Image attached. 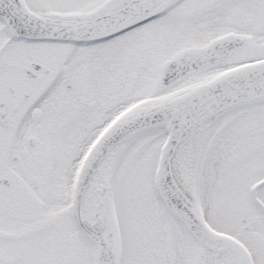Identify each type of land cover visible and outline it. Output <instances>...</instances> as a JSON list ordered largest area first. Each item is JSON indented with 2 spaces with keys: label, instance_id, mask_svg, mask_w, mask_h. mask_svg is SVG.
Returning a JSON list of instances; mask_svg holds the SVG:
<instances>
[{
  "label": "flooded vegetation",
  "instance_id": "obj_1",
  "mask_svg": "<svg viewBox=\"0 0 264 264\" xmlns=\"http://www.w3.org/2000/svg\"><path fill=\"white\" fill-rule=\"evenodd\" d=\"M106 1L0 0V7L19 2L36 16L68 20ZM229 35L244 45L216 68L191 71L168 84L162 81L160 71L167 61ZM252 50L263 52L252 60L264 59V0H176L157 18L89 44L14 40L0 22V264H88L87 241L75 228L70 209L75 189L81 190L74 189L84 160L81 151L117 117L153 111L211 79H199L201 75L250 61L245 56ZM154 135L164 140L161 128L134 140ZM213 136L209 143L217 133ZM135 141L120 145L100 162L81 193L83 222L98 219L103 188L111 186L115 167ZM232 141L242 203L240 230L245 235L240 241L252 264H264V143L257 144L264 142V133L244 140L234 136ZM150 160L145 153L138 171L145 178ZM151 205L157 218L152 214L142 224V236L134 238L131 264H170V251L185 249L177 224L158 202ZM149 210L145 206L144 218Z\"/></svg>",
  "mask_w": 264,
  "mask_h": 264
},
{
  "label": "water",
  "instance_id": "obj_2",
  "mask_svg": "<svg viewBox=\"0 0 264 264\" xmlns=\"http://www.w3.org/2000/svg\"><path fill=\"white\" fill-rule=\"evenodd\" d=\"M172 1L107 0L98 9L68 20L36 16L17 2L12 6L16 12L0 9V21L7 34L16 40L89 43L107 39L148 21L165 10ZM223 40L212 41L208 48L183 54L180 59L170 62L163 68V77L174 75L181 78L188 71L200 72L217 65L233 47L231 41ZM263 101L264 61L231 70L210 83L195 88L190 94L175 99L162 110L133 115L114 123L86 157L87 178L96 171L99 161L115 144L144 129L164 127L167 138L160 151L155 172V194L166 211L198 246V251L208 256V260L198 261V264H251L246 250L238 242L208 228L197 209L191 189H182L175 180L172 163L175 153L184 144V137L191 134L192 141L185 148L192 150L194 141L214 119L233 109ZM80 200L79 195L73 200L72 215L77 228L94 248L93 264H118V236L110 198L104 194L101 200L102 218L96 229L93 226L88 228L79 218ZM213 259L223 262H213Z\"/></svg>",
  "mask_w": 264,
  "mask_h": 264
},
{
  "label": "rangeland",
  "instance_id": "obj_3",
  "mask_svg": "<svg viewBox=\"0 0 264 264\" xmlns=\"http://www.w3.org/2000/svg\"><path fill=\"white\" fill-rule=\"evenodd\" d=\"M252 51L253 52H250L248 56H245L247 60L260 57V55L263 54L262 51ZM243 61L246 60L242 59L239 62H235L233 65H238ZM225 68L226 67H221V73L224 72L223 70H225ZM217 75L211 71L208 75H201L199 79L203 77L210 78ZM262 105H252L251 107H244L243 109L233 110V112L224 114L216 120L217 122L213 123L211 128L210 126L207 128L200 139V144L196 151V169H194L195 180H197L201 171L206 167L205 182L206 192H208V205L205 221L209 222V225L213 227L215 231L231 235L238 240L245 237V235H243L240 230L242 224L239 219L241 217L242 203L239 199V190L237 189V185H235L238 181L239 174L236 170L235 162L232 161L234 154L231 148L233 145L232 139L234 136H237L244 140V138H254V136H260L261 133H264V129H262L264 128V116L260 115L264 113V107L259 109V106ZM234 116L243 117L234 118ZM230 119L231 121L234 119L233 123L224 128L226 130L218 135V138L216 137L214 143H209L208 138L213 129L212 127H214L215 124H219L220 127L223 120ZM219 129H222V126ZM246 132L249 135H244ZM162 141L163 136L159 135H154L152 139L144 138L139 139L137 142L135 141L133 147H131L125 153V157L120 160L113 176L110 196L112 198L114 216H116V225L119 230V246H121L123 264H131L132 262L130 257L136 251L133 249V242L136 241L134 238L136 237L138 239L139 236H142L143 233L141 231L144 230L142 224H146L147 222L145 221L153 217V215L157 218V214L154 212L156 211L155 207L151 205L155 200L152 191L153 177L150 173H152L155 167V153ZM261 143L264 142H258L257 144ZM145 153H147L148 157L151 156V160L148 163L150 171L147 172L146 178L138 172L141 169V163ZM185 162L186 167L191 166L188 160ZM245 164L247 165L248 163ZM251 168L246 169L244 174L251 173ZM253 168H255V166H253ZM256 176L258 175L256 174ZM256 176L250 179L251 182L256 180ZM147 205L151 207L152 211L149 210L148 216L144 218L143 209L145 206L147 207ZM142 218H144V220H142ZM159 234V239L162 240L164 236H166L164 234V229L163 231L161 229ZM185 251L186 250L182 251L181 249L171 250L169 254L172 258V262H170V264H193L194 249L193 251L191 250L193 255L189 253V250ZM87 258L89 260L91 259L89 248Z\"/></svg>",
  "mask_w": 264,
  "mask_h": 264
},
{
  "label": "bare ground",
  "instance_id": "obj_4",
  "mask_svg": "<svg viewBox=\"0 0 264 264\" xmlns=\"http://www.w3.org/2000/svg\"><path fill=\"white\" fill-rule=\"evenodd\" d=\"M212 72H214L215 75H217L218 73H221V70H213ZM125 108H127V105H124L123 107L119 108L118 110H115L112 114H110L108 117V122H110L114 116H116L117 114H119L120 112H122ZM204 130V129H203ZM190 141H192L191 139V134H189L187 137H184V141H183V146L179 147V149L177 150V152L175 153V158L173 160V172L172 174L174 175L175 180L177 181V183H179L182 186V189H187L190 188L192 193L194 194V199L195 202L197 204V207L199 209V211L202 213L203 218L205 219L206 217V210H207V205H208V192H206V182H205V178H206V167L205 169H203L201 171V173L199 174L197 180H195V173H194V169L191 168L195 163V151L197 148V145L194 144V146L187 150V146L190 145ZM196 142L199 143V139H196ZM88 149V147H85L80 154L81 160L83 159V156L86 153V150ZM186 159L192 163V165L190 167H186ZM80 160V161H81ZM80 161L75 163L74 168L77 169V166L79 165ZM197 256L196 259H198V261L201 260H208V256L205 255L203 252L198 254V252L196 251ZM221 263L223 262V260H220ZM217 259H213V262H220ZM208 262V261H206ZM224 264V262L222 263Z\"/></svg>",
  "mask_w": 264,
  "mask_h": 264
}]
</instances>
